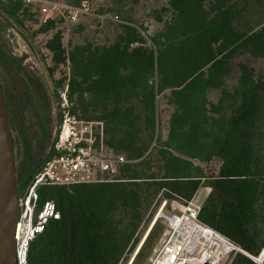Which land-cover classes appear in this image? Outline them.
Segmentation results:
<instances>
[{
  "label": "trees",
  "instance_id": "1",
  "mask_svg": "<svg viewBox=\"0 0 264 264\" xmlns=\"http://www.w3.org/2000/svg\"><path fill=\"white\" fill-rule=\"evenodd\" d=\"M67 1L78 5L82 0ZM30 10L22 0H0V37L14 26L31 42L24 23ZM165 12L171 16L163 20ZM157 17L163 28L149 44L132 20L109 44L85 40L67 53L61 33L48 42L55 65L70 62L71 112L103 120L107 144L134 162L122 166L120 181L41 187V201L54 200L60 217L31 242L28 264L126 263L157 195L191 199L206 179L193 159L214 156L222 163L208 182L212 191L201 221L251 253L264 247V70L243 65L234 90L224 88L240 49L264 58V0H213L209 7L205 0H170ZM43 66L53 70L44 61ZM213 88L221 90L217 103L208 98ZM34 90L47 104L43 88L35 84ZM3 91L13 128L20 124V110ZM164 91L174 105L166 137L158 121V95ZM61 100L58 91L56 102ZM61 118L59 113V123ZM42 129L50 136L46 120ZM25 145L21 164L16 155L19 189L53 155L50 150L34 165ZM158 225L157 220L131 264L149 263L153 241L163 232ZM231 264L256 263L237 253Z\"/></svg>",
  "mask_w": 264,
  "mask_h": 264
},
{
  "label": "rangeland",
  "instance_id": "2",
  "mask_svg": "<svg viewBox=\"0 0 264 264\" xmlns=\"http://www.w3.org/2000/svg\"><path fill=\"white\" fill-rule=\"evenodd\" d=\"M67 4V0H60ZM92 3V13L81 15V20L77 25H68V21L59 12H54L53 18L48 23L41 22V13L38 9L31 8V14L24 19L25 27L32 35V41L27 40L23 34L14 26H10L0 37V49L3 56L0 55V77L5 88V91L10 93L14 98L20 110V124L13 126L12 133L15 142V150L17 161L22 163L26 157L25 141L30 145V157L34 165L40 164L45 156L50 151V146L53 141V134L56 126L59 124V113H62V105L54 101L53 93L50 90V77L46 76L51 71H46L43 66V61L47 67H52L54 81L63 80V84L58 87L61 99L63 93L68 96L69 81L71 77L70 62L55 65L53 61V52L48 47V42L57 33H61L62 47L67 53L72 46L82 43L85 40H90L96 43H112L123 29V23L127 20H132L138 25L142 35L147 39V43H151V37L156 32L163 28L162 20L158 19L157 12L162 8L168 7L170 0H90ZM213 0H205L207 7L210 6ZM73 5V4H72ZM80 5V4H78ZM37 8V7H36ZM118 16L120 21L115 20ZM170 12L163 14V20L169 19ZM52 24L49 28L44 29L45 25ZM122 21V22H121ZM14 28L18 31L19 36L16 38L9 29ZM136 45H132L134 47ZM39 54L42 55L43 60ZM68 55V54H67ZM248 65L254 71L259 72L264 70V58L253 55L246 49H240L236 57L231 63V70L224 77V88L233 91L238 85L239 78L242 73L241 66ZM38 85L43 88L46 93V102L44 103L41 93L38 91H30L33 86ZM34 94L33 100H30L28 94ZM168 92L158 96V121L160 132L166 137L169 129L170 119L174 112V105L170 102ZM221 96L220 89H210L208 98L211 102L217 103ZM62 102V100H61ZM72 106V103H71ZM226 114H230V110L226 109ZM42 120H46L50 128V136H45L42 129ZM165 139V138H164ZM193 161L199 164L206 179L204 184L198 189L195 195L202 200L207 199L212 191L211 185L208 183L212 176L218 174L221 159L218 156L212 157L208 161ZM194 195V196H195ZM167 205L164 208L165 212L171 211L172 203L180 201L184 203V199H168L160 192L147 210L143 222L138 230L140 241L138 246L131 253L129 260L122 264H131L136 256L140 246L144 242L146 235L155 223V217L164 201ZM157 221V220H156ZM158 233L161 229L167 227V222L164 218H158ZM163 232L157 234L153 241V251L158 246ZM152 251V253H153ZM147 260L143 263L146 264Z\"/></svg>",
  "mask_w": 264,
  "mask_h": 264
},
{
  "label": "built area",
  "instance_id": "3",
  "mask_svg": "<svg viewBox=\"0 0 264 264\" xmlns=\"http://www.w3.org/2000/svg\"><path fill=\"white\" fill-rule=\"evenodd\" d=\"M22 1L33 10L40 11L42 23H48L54 12H59L68 25H77L81 15L92 13L90 0H82L80 5L60 0ZM115 20L120 21L118 16ZM9 32L18 38V31L14 28ZM61 105V122L55 128L50 146L53 155L19 189L16 264H28L31 242L44 232L52 219L60 217L54 200L41 201V187L120 181L123 180L122 166L134 162L107 144L103 120L72 113L66 92L62 95ZM203 204L204 200L195 195L184 203L175 201L167 213L164 210L167 201L163 202L154 221L164 218L167 227L148 264H231L237 253L247 255L256 264H264V247L256 254L251 253L202 222L200 212Z\"/></svg>",
  "mask_w": 264,
  "mask_h": 264
},
{
  "label": "water",
  "instance_id": "4",
  "mask_svg": "<svg viewBox=\"0 0 264 264\" xmlns=\"http://www.w3.org/2000/svg\"><path fill=\"white\" fill-rule=\"evenodd\" d=\"M19 212L16 151L0 77V264H16Z\"/></svg>",
  "mask_w": 264,
  "mask_h": 264
},
{
  "label": "flooded vegetation",
  "instance_id": "5",
  "mask_svg": "<svg viewBox=\"0 0 264 264\" xmlns=\"http://www.w3.org/2000/svg\"><path fill=\"white\" fill-rule=\"evenodd\" d=\"M47 75H49V77H50V84H51V88H50V90H51L52 93H53V94H52V95H53V98H52V99L55 101V100H57L58 87L56 86V84L58 85V83L54 81L52 71L49 72L48 74H46V76H47Z\"/></svg>",
  "mask_w": 264,
  "mask_h": 264
},
{
  "label": "crops",
  "instance_id": "6",
  "mask_svg": "<svg viewBox=\"0 0 264 264\" xmlns=\"http://www.w3.org/2000/svg\"><path fill=\"white\" fill-rule=\"evenodd\" d=\"M165 92H168V93H166V94H169V91H164L163 93H165ZM159 95H160V94H159ZM159 95H158V96H159ZM166 134H167V133H166Z\"/></svg>",
  "mask_w": 264,
  "mask_h": 264
}]
</instances>
